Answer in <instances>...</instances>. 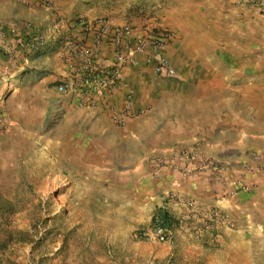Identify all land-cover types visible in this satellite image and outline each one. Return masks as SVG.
Listing matches in <instances>:
<instances>
[{
    "label": "rangeland",
    "instance_id": "1",
    "mask_svg": "<svg viewBox=\"0 0 264 264\" xmlns=\"http://www.w3.org/2000/svg\"><path fill=\"white\" fill-rule=\"evenodd\" d=\"M16 2L0 0V264H264V203L246 204L235 228L217 209L189 218L186 231L172 222L165 241L157 240L139 198L140 149L124 137L125 124L91 115L76 96L58 91L60 82H41L53 57L72 64L64 48L71 30L41 34L18 22ZM82 2L83 18L185 32L179 61L169 60L174 76L156 82L158 96H238V117L264 111V14L233 0ZM251 155L245 173L264 171ZM229 187L232 195L255 194L246 181ZM175 194L167 200L196 214L194 200L176 202Z\"/></svg>",
    "mask_w": 264,
    "mask_h": 264
},
{
    "label": "crops",
    "instance_id": "2",
    "mask_svg": "<svg viewBox=\"0 0 264 264\" xmlns=\"http://www.w3.org/2000/svg\"><path fill=\"white\" fill-rule=\"evenodd\" d=\"M16 1L18 22L32 23L35 30L40 29V33L45 36L67 31L62 25L59 27L61 31L58 30L56 22L82 17V0ZM74 5L78 6L75 10L72 9ZM244 15L246 20L252 18L255 21L259 18L250 13ZM153 24L168 27L159 22ZM169 29L174 39L168 45L167 54L169 60L175 63L181 57L180 49L184 41L181 39L185 37V32L176 27ZM192 32L187 31L188 34ZM136 58L137 65L125 68L124 77L127 86L135 92L134 108L142 111V114L127 120L121 131L140 149L134 167L144 184L139 198L150 214L148 221H152L156 211L161 210L168 214L173 223L181 222L182 230L186 231L191 225L189 218H210L219 209L228 214L230 226L235 228L240 213L246 215V204L250 202L252 206L259 207L264 203V171L255 169L247 174L243 170L245 163H251L252 153L260 155V166L264 168V111L256 109L250 120L238 117V96H158L156 82L163 78L155 77L145 68L142 56ZM70 59L72 64L65 60L66 66L53 57V62L44 69L41 82L45 86L58 84L87 63L74 52ZM111 59L107 48L102 46L100 60L108 65ZM204 63L190 60L186 64L200 68L206 67ZM35 76L39 77L37 74ZM124 95L125 89H118L101 101L81 102L85 105L82 108L95 117H108L109 108H121ZM189 149H195L215 162L219 171L185 176L173 170L171 160L179 151ZM238 181L254 185L255 194L247 198L239 194L232 195L229 185ZM171 193H179L194 200L196 214L183 205L169 202L167 195Z\"/></svg>",
    "mask_w": 264,
    "mask_h": 264
},
{
    "label": "built area",
    "instance_id": "3",
    "mask_svg": "<svg viewBox=\"0 0 264 264\" xmlns=\"http://www.w3.org/2000/svg\"><path fill=\"white\" fill-rule=\"evenodd\" d=\"M233 3L236 7L264 14V0H233ZM56 25L66 26L71 30L70 36L64 40L67 55L72 56L74 52L87 61L81 70L73 72L69 79L60 82L58 91L76 96L77 101L93 103L97 102V99L103 100L105 96H110L118 89H125L121 108L108 110V117L117 126H123L128 119L142 113L135 110V92L127 86L124 77L125 68L137 65L136 56H142L143 65L155 77L168 78L175 74L167 54L168 45L174 39V34L167 29L148 25L138 29L108 18L83 17L58 21ZM28 31L38 36L32 24H29ZM42 44L43 40H39L36 46L40 47ZM102 46L107 48L112 57L108 65H104L100 60ZM69 66L72 68V65ZM251 160L258 164L261 157L253 154ZM259 164L255 165L256 168L264 170ZM171 167L185 176L219 171L215 162L205 158L195 149L181 150L171 160ZM246 170L250 172L252 167L247 166ZM238 189L248 190V186L239 184ZM170 199L187 205L192 204V201L184 200V197L177 194L171 195ZM167 231L160 221L155 222L153 234L158 241H165Z\"/></svg>",
    "mask_w": 264,
    "mask_h": 264
},
{
    "label": "trees",
    "instance_id": "4",
    "mask_svg": "<svg viewBox=\"0 0 264 264\" xmlns=\"http://www.w3.org/2000/svg\"><path fill=\"white\" fill-rule=\"evenodd\" d=\"M156 221H160L161 224L165 227V228H170L171 226V219L168 216V214L166 212H163L161 210L156 211V213L154 214V216L152 217V224L154 225Z\"/></svg>",
    "mask_w": 264,
    "mask_h": 264
}]
</instances>
